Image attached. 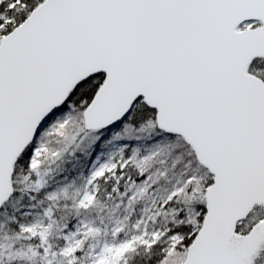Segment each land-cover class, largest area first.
Listing matches in <instances>:
<instances>
[{"label":"snow or ice","instance_id":"obj_1","mask_svg":"<svg viewBox=\"0 0 264 264\" xmlns=\"http://www.w3.org/2000/svg\"><path fill=\"white\" fill-rule=\"evenodd\" d=\"M0 264H264V0H0Z\"/></svg>","mask_w":264,"mask_h":264}]
</instances>
